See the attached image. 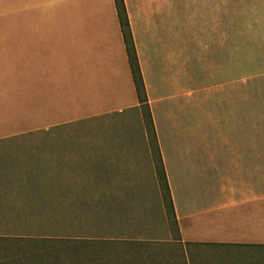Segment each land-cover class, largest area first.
Returning a JSON list of instances; mask_svg holds the SVG:
<instances>
[{
    "label": "crops",
    "instance_id": "obj_1",
    "mask_svg": "<svg viewBox=\"0 0 264 264\" xmlns=\"http://www.w3.org/2000/svg\"><path fill=\"white\" fill-rule=\"evenodd\" d=\"M123 5L156 164L147 134L146 146L130 134H98L88 138L89 166L104 158L100 172H145L159 189L160 158L186 264H264V136L253 103L217 101L221 134L208 136L201 114L193 120L202 102L188 88L191 25L188 37L177 0ZM140 108L114 0H0V150H30L60 122L96 124ZM57 141V151L78 148Z\"/></svg>",
    "mask_w": 264,
    "mask_h": 264
},
{
    "label": "rangeland",
    "instance_id": "obj_2",
    "mask_svg": "<svg viewBox=\"0 0 264 264\" xmlns=\"http://www.w3.org/2000/svg\"><path fill=\"white\" fill-rule=\"evenodd\" d=\"M177 22L188 37L191 25L188 88L202 102L193 103V120L201 114L204 131L215 137L216 102L250 101L257 139L263 137L264 0H177ZM211 24L214 31L206 29ZM147 111L141 104L96 124L60 122L30 150H0V264H186L161 173L157 189L145 172H100L104 158L89 166L88 138L98 134H130L145 146L147 134L156 164ZM58 137L78 148L57 151Z\"/></svg>",
    "mask_w": 264,
    "mask_h": 264
},
{
    "label": "trees",
    "instance_id": "obj_3",
    "mask_svg": "<svg viewBox=\"0 0 264 264\" xmlns=\"http://www.w3.org/2000/svg\"><path fill=\"white\" fill-rule=\"evenodd\" d=\"M114 1H115V5L117 8V13H118L119 22L121 25L123 39H124L125 46H126V51H127L128 58H129V64H130V68H131L133 82H134L135 88H136L137 97H138V100L141 102V104L147 108L146 96H145V91H144V87H143V81L141 78L139 66H138L136 56H135V52H134L133 42L131 39V33H130L128 22H127V17H126L125 8L123 5V0H114ZM147 114H148V117L150 119V115H149L148 111H147ZM159 172L161 173L163 185H164L163 187L165 188V191H166V201H167V204L169 205L170 210L172 212L173 208H172V204L170 201L169 191H168L167 184H166L165 173L163 171V167H162V163H161L160 158H159Z\"/></svg>",
    "mask_w": 264,
    "mask_h": 264
}]
</instances>
